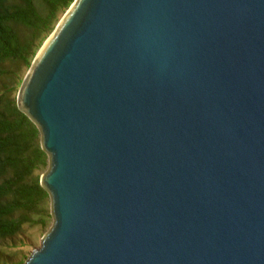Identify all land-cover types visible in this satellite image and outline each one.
I'll return each mask as SVG.
<instances>
[{"label": "water", "instance_id": "1", "mask_svg": "<svg viewBox=\"0 0 264 264\" xmlns=\"http://www.w3.org/2000/svg\"><path fill=\"white\" fill-rule=\"evenodd\" d=\"M16 101L52 216L22 264H264V0H73Z\"/></svg>", "mask_w": 264, "mask_h": 264}, {"label": "trees", "instance_id": "2", "mask_svg": "<svg viewBox=\"0 0 264 264\" xmlns=\"http://www.w3.org/2000/svg\"><path fill=\"white\" fill-rule=\"evenodd\" d=\"M72 1L0 0V242L12 240L24 225L49 228L50 198L40 184L48 156L16 95L22 69L29 68ZM1 253L0 264H22L27 258L13 262Z\"/></svg>", "mask_w": 264, "mask_h": 264}, {"label": "rangeland", "instance_id": "3", "mask_svg": "<svg viewBox=\"0 0 264 264\" xmlns=\"http://www.w3.org/2000/svg\"><path fill=\"white\" fill-rule=\"evenodd\" d=\"M7 65L8 64H4V66ZM26 71H27L26 68L22 69L21 77L22 76L24 77ZM23 77L21 79V82L23 80ZM49 207H50V201H49ZM51 223H52V217L48 223L49 227ZM46 231L42 230L39 227V225L36 226L24 225L22 231L18 233L16 236H14L12 240H4L0 242V250L4 252V254L1 253V258L4 259L7 258L8 261L14 262L19 260L23 256H28L29 253L39 245L41 237ZM7 256H9V258Z\"/></svg>", "mask_w": 264, "mask_h": 264}]
</instances>
